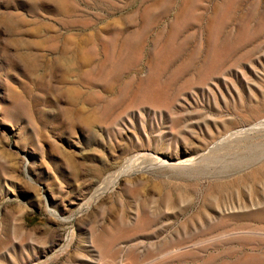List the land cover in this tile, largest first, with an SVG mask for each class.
Here are the masks:
<instances>
[{
	"label": "rangeland",
	"instance_id": "1",
	"mask_svg": "<svg viewBox=\"0 0 264 264\" xmlns=\"http://www.w3.org/2000/svg\"><path fill=\"white\" fill-rule=\"evenodd\" d=\"M0 264H264V0H0Z\"/></svg>",
	"mask_w": 264,
	"mask_h": 264
},
{
	"label": "bare ground",
	"instance_id": "2",
	"mask_svg": "<svg viewBox=\"0 0 264 264\" xmlns=\"http://www.w3.org/2000/svg\"><path fill=\"white\" fill-rule=\"evenodd\" d=\"M188 160V159H187ZM185 161V160H184ZM190 161H193V159L192 160H190ZM187 163V162H186ZM192 163V162H191ZM189 164V163H188ZM100 190V189H99Z\"/></svg>",
	"mask_w": 264,
	"mask_h": 264
}]
</instances>
